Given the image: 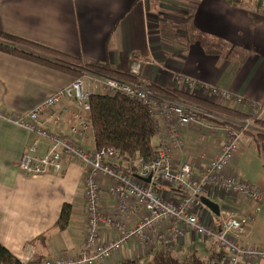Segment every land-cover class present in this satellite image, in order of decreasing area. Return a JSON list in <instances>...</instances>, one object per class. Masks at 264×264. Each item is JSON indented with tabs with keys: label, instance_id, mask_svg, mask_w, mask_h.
<instances>
[{
	"label": "crops",
	"instance_id": "0c3cea01",
	"mask_svg": "<svg viewBox=\"0 0 264 264\" xmlns=\"http://www.w3.org/2000/svg\"><path fill=\"white\" fill-rule=\"evenodd\" d=\"M0 30L127 73L133 63H139L137 78L170 94L152 90L158 97L182 100L172 96L178 91L226 108L239 107L213 102L201 87L217 86L260 106L257 119L264 121V14L252 8L227 0H0ZM74 76L0 51V244L20 262L59 253L69 256L80 251L84 242L88 222L80 192L81 166L68 164L61 173L21 172L16 162L31 135L8 119L14 113L29 112ZM184 78L190 80L189 85ZM200 108L225 123L200 116V123L183 127L185 144L176 161L190 164L201 182V196L217 204L218 214L205 205L198 210L200 220L217 229L223 213L244 211L252 203L205 179L209 160L240 119ZM256 132L251 124L242 134L228 171L264 191V140ZM45 142L40 143V152ZM118 164L131 169L130 162ZM158 192L171 202L181 198L174 187L162 186ZM104 200L105 213L110 215L107 195ZM64 203L71 205L72 212L68 227L59 230L55 222ZM136 218L133 214L132 222ZM110 225L107 219L101 225L103 238L113 236ZM240 240L264 246V200ZM162 247L147 249L128 241L110 259L95 264L147 257ZM166 247L176 253L197 250L206 254L220 249L215 239H203L193 230Z\"/></svg>",
	"mask_w": 264,
	"mask_h": 264
},
{
	"label": "built area",
	"instance_id": "2783aa9c",
	"mask_svg": "<svg viewBox=\"0 0 264 264\" xmlns=\"http://www.w3.org/2000/svg\"><path fill=\"white\" fill-rule=\"evenodd\" d=\"M139 73L140 64L133 63L129 74L136 79L128 83L84 72L48 94L29 112L9 116L12 123L31 135L16 162L18 170L33 175L61 173L68 164L81 166L80 192L86 203L88 222L82 248L77 253L53 254L22 264H95L110 259L128 241L147 249L157 245L166 247L180 242L188 230L203 239H215L225 252L219 264H264V246L244 244L240 240L242 232L260 210L264 191L228 171L241 136L258 118L260 106L217 86H201L213 102L222 101L228 106L232 103L240 107H233L235 111L248 113L245 119L233 123L221 148L209 160L205 179L238 192L248 198L252 206L236 213H223L216 229L198 216L203 206L201 182L194 177L189 163L176 161V155L185 144L182 128L200 123V118L207 113L190 102L156 96L144 80L137 78ZM184 83L189 85L190 80L184 78ZM93 93H122L147 108L156 129L154 160L143 163L141 158L131 159L114 148L95 147L89 103ZM43 140L47 144L40 152ZM122 160L130 162L131 169L121 168L118 162ZM162 186L176 188L181 194L180 200H166L158 192ZM106 195L112 205L110 215L105 213ZM133 214L137 215L134 222ZM105 219L111 222L109 227L114 231L109 238H103L100 233Z\"/></svg>",
	"mask_w": 264,
	"mask_h": 264
},
{
	"label": "trees",
	"instance_id": "16d2710c",
	"mask_svg": "<svg viewBox=\"0 0 264 264\" xmlns=\"http://www.w3.org/2000/svg\"><path fill=\"white\" fill-rule=\"evenodd\" d=\"M227 1L232 5L252 8L264 14V0ZM0 51L14 54L75 76L82 75L84 72H92L126 82L136 79V77L125 71L116 70L106 65L93 64L44 44L2 30H0ZM148 87L155 92L169 94V92L155 84L150 83ZM172 94L174 98L181 97L182 101H190L192 104L219 115L239 119H243L246 116L241 112L190 94L178 91L172 92ZM89 103L90 120L97 149L114 148L131 159L141 158L143 163H149L156 158V129L145 106L122 93L113 95L93 93L90 96ZM204 116L215 122L225 123L212 118L208 114ZM252 126L257 129V136L264 140V121L255 119ZM71 212V205L64 203L55 222L57 229L64 230L68 227ZM224 253L221 249L218 251L211 250L206 254H200L197 250L176 253L169 247H163L152 251L147 257L125 259L119 264H219ZM0 264H22V262L0 244Z\"/></svg>",
	"mask_w": 264,
	"mask_h": 264
},
{
	"label": "water",
	"instance_id": "95a60500",
	"mask_svg": "<svg viewBox=\"0 0 264 264\" xmlns=\"http://www.w3.org/2000/svg\"><path fill=\"white\" fill-rule=\"evenodd\" d=\"M200 201L203 205H205L208 209H210L213 213L218 214V206L216 203L212 202L208 198L204 196H200Z\"/></svg>",
	"mask_w": 264,
	"mask_h": 264
},
{
	"label": "rangeland",
	"instance_id": "374dc122",
	"mask_svg": "<svg viewBox=\"0 0 264 264\" xmlns=\"http://www.w3.org/2000/svg\"><path fill=\"white\" fill-rule=\"evenodd\" d=\"M83 60V59H82ZM85 61V60H84ZM87 73H91V72H87ZM128 73H129V71H128ZM78 76H80V75H77V76H74V77H78ZM135 81V79L133 80V81H131V82H128V83H132V82H134ZM124 82H126V81H124ZM152 90V89H151ZM242 113V112H241ZM242 114H244V115H246L245 117H244V119L247 117V115L248 114H245V113H242ZM46 144H47V141H46ZM198 253H200V254H203V253H201L200 251H197Z\"/></svg>",
	"mask_w": 264,
	"mask_h": 264
}]
</instances>
